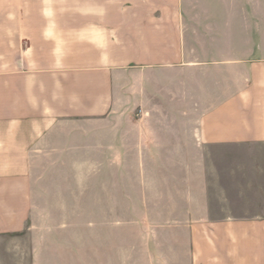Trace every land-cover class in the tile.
Here are the masks:
<instances>
[{
    "label": "crops",
    "instance_id": "crops-1",
    "mask_svg": "<svg viewBox=\"0 0 264 264\" xmlns=\"http://www.w3.org/2000/svg\"><path fill=\"white\" fill-rule=\"evenodd\" d=\"M91 258L264 264V0H0V264Z\"/></svg>",
    "mask_w": 264,
    "mask_h": 264
},
{
    "label": "rangeland",
    "instance_id": "rangeland-1",
    "mask_svg": "<svg viewBox=\"0 0 264 264\" xmlns=\"http://www.w3.org/2000/svg\"><path fill=\"white\" fill-rule=\"evenodd\" d=\"M104 165L101 166V170H103ZM106 171H113L114 170V166L113 165H105ZM109 182V181H107ZM128 235V234H127ZM28 264V261H27ZM90 264H99V261L96 258H91L90 259Z\"/></svg>",
    "mask_w": 264,
    "mask_h": 264
}]
</instances>
